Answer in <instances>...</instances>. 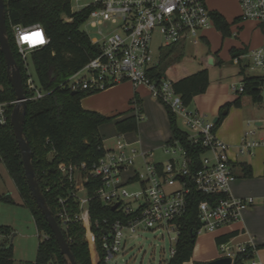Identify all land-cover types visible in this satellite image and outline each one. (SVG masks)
<instances>
[{"label":"built area","instance_id":"1","mask_svg":"<svg viewBox=\"0 0 264 264\" xmlns=\"http://www.w3.org/2000/svg\"><path fill=\"white\" fill-rule=\"evenodd\" d=\"M237 2L240 9L238 21L255 23L262 34L260 44L249 49L248 55L249 69L259 71L256 76L258 105L264 112V0ZM87 9L89 13L82 26L89 31H82L94 47L95 56L59 84V88L95 94L123 83L134 89L146 87L151 98L167 105L176 116L184 119L188 129L184 131L187 141L200 150L199 164L195 166L188 151L177 139H172L163 145L164 155L170 156L168 161L153 163L147 158L151 155L136 150L124 140L123 134H118L112 147L102 146L103 155L90 170H86L84 164L79 168L59 164V172L74 185L72 197L79 209L76 221L84 228L90 252L95 249V235L88 213L91 199L110 208L117 204L114 211L121 216L111 222L103 221L105 230L100 240L106 264L125 249V231L134 234L160 226L168 234L175 235L170 239L175 245L179 233L176 221L185 215L192 190L206 198L197 205V235L200 232L214 233L237 221L241 211L253 201L235 198L230 192L235 180L232 147L217 137L213 120L182 105L172 90L174 81L162 76L156 82L148 76V71L158 65L151 51L155 36L162 41L158 49L176 48L184 53L188 42L203 40L202 33L214 28L211 17L214 11L207 9L206 0H90L80 11ZM36 33L40 34L38 39ZM12 35L24 66L25 89L32 94L30 98L25 96L26 101L41 99L47 93L40 90L35 77L29 73L27 55L46 47L49 39L37 24L28 27L14 25ZM40 39L43 43L39 42ZM232 91L238 96L243 91V84L233 87ZM136 116L141 119L140 114ZM8 122L7 104L0 103V127ZM247 125L252 129L243 133L235 150L241 157L252 156L257 148L264 147V135L255 138L257 131L264 129V119L248 121ZM89 179L100 181V187L92 197L86 195L84 187ZM135 185L138 190H126L127 186ZM59 202L63 204L64 201ZM57 217L66 227L69 220L65 211H59ZM217 246L220 258H229L231 264L238 254H245L250 264H259L253 261L255 249L251 243L234 246L220 243ZM173 254L174 247L170 250V257Z\"/></svg>","mask_w":264,"mask_h":264},{"label":"trees","instance_id":"2","mask_svg":"<svg viewBox=\"0 0 264 264\" xmlns=\"http://www.w3.org/2000/svg\"><path fill=\"white\" fill-rule=\"evenodd\" d=\"M3 1L6 36L19 68L24 94L27 98L32 97V94L25 89L26 75L23 62L14 43L12 27L14 25L28 27L37 24L44 30L49 39L46 47L30 54L35 80L40 90L47 94L41 99L27 101L23 131L31 149V164L39 190L49 211L61 228L75 262L77 264H92L84 228L76 221L79 209L72 197L74 185L69 183L58 170L59 164L77 168L84 164L86 170H90L103 155V144L98 133V127L111 119L81 107L80 101L91 94L86 92L73 93L59 88V84L95 56L94 47L90 45L87 35L81 29L87 19L89 9L73 13L70 0ZM211 17L214 29L220 32L222 37H229L230 27L225 18L217 12H212ZM64 18L71 19V21L66 22ZM229 53L231 59H236L240 67L239 74L242 76L243 91L238 94L234 101L224 104L219 109L218 120L214 125L215 130L219 128L231 108L241 107V97L248 96L254 103H259L260 100L258 78L246 75V66L242 64L245 52L230 49ZM182 55L183 53L176 48L168 49L160 63L148 71L149 78L158 82L164 76V64L176 62ZM160 64L163 65L160 66ZM221 64L222 61L215 59V65L220 66ZM208 85V72L206 69H200L191 75L174 81L172 90L174 94L179 96L182 105L189 108L193 98L204 94ZM15 100V93L7 77L5 60L0 51V103L7 104L9 117L7 125L0 127V162L13 181L22 200V205L30 211L38 233L35 261L24 264H67L41 210L37 207L30 193L24 175L20 150L10 125V114ZM162 106L171 133L167 143L172 139H177L188 151L192 163L198 166L200 150L187 141L186 133L178 127L176 114L167 105L162 104ZM137 114L141 115V111L138 110ZM139 120L141 119L136 115H131L117 121L115 123L117 133L125 134L137 131ZM241 171V176L244 178H250L252 175L251 169L245 165L241 166ZM84 187L86 195L92 197L100 187V181L89 179L84 183ZM0 200L11 201L8 195L1 196ZM59 200H63V204H60ZM204 200H206L205 197L192 190L188 197L185 215L176 221L179 226V233L174 245V254L166 264L190 262L199 227L197 205ZM62 210L65 211L69 220L66 227L61 224L57 217L58 212ZM88 213L91 230L95 235L96 264H106L100 240L105 230L103 221L111 222L121 218V216L95 199L89 201ZM7 234L8 230L0 226V236L6 238ZM41 235H44L46 239L42 240ZM231 236L217 237L215 242L217 245L225 243ZM246 261L245 254H238L233 264H245ZM0 264H13L12 246L6 242V239L0 241Z\"/></svg>","mask_w":264,"mask_h":264},{"label":"rangeland","instance_id":"3","mask_svg":"<svg viewBox=\"0 0 264 264\" xmlns=\"http://www.w3.org/2000/svg\"><path fill=\"white\" fill-rule=\"evenodd\" d=\"M89 2L90 0H70L71 11L77 13ZM206 7L208 10L217 12L226 19L230 27V36L222 37L220 32L212 28L202 33L205 41L192 40L188 42L184 47L183 55L180 56L178 61L166 65L164 64V77L167 80L176 81L197 72L202 68V61L206 58V54H211L212 52H217L223 62L220 66L215 65L214 68L209 69L210 77L218 79L219 69L224 71L222 72V76L225 77V75H228V73H231L236 68L234 64L230 63L229 50L232 47L241 49L246 45H250V41L252 44L257 41L261 42L262 34L260 36L252 32L253 24L238 21L240 9L237 0H206ZM81 29L89 31V29L84 26H82ZM161 44L162 41L158 36H155L151 43V51L155 60L158 61V64L168 52L167 48L158 49ZM244 61H246V58H243V62ZM27 62L29 73L32 77H35L34 68L30 61V54L27 55ZM162 65L163 64H160V66ZM243 66H246L245 62ZM245 73L253 77L259 75L258 70H251L249 67L245 69ZM236 79L237 78H233L231 83L236 81ZM235 85L239 87L240 83L236 82ZM116 87H118V85L114 86V88ZM106 91L91 94V96H99ZM176 117L179 129L188 131L184 119L180 115ZM156 118L158 119V124L160 120L162 122L164 121L162 116H156ZM207 118L212 120V117L209 115ZM115 119L116 117H112L110 121L102 125L100 132L104 133L103 137L116 135L113 123ZM256 119H264V112L258 103L252 102L251 98L248 96H243L241 97V107L233 108L229 119L225 122L227 124H225L226 126L224 127L228 128L229 132L236 136L239 133L241 134L242 132L244 133L252 129L251 125L248 127L247 122ZM144 121H147V118L144 116L143 120L138 121V133L141 135L140 137L142 140H150V137H146L147 134L145 136L142 135L141 128L139 129V124ZM154 121L155 120H153L152 123ZM261 135H264V129L257 131L255 138ZM136 137L137 132H130L125 135V138L129 141L135 140ZM163 145L160 146L151 159L153 163H165L170 158V156L164 155ZM249 160L250 159H248V161ZM253 162V159H251L250 163ZM126 190L128 192L136 191L138 190V186H127ZM4 195H8L11 201L7 202L0 200V226L8 230L6 238L0 236V241L6 239V242L11 244L13 264L33 263L36 258L38 233L30 211L22 205V200L13 181L8 175L4 165L0 162V197ZM80 196H84V194ZM123 234L125 249L116 254L109 264H166L169 260L170 250L174 247V242L170 239H173L175 235L168 234L166 229L156 226L153 229L137 231L134 234H130L128 231H125ZM202 237L203 232H200L196 237V244L202 241ZM41 239H43L42 235ZM93 250V252H90L92 264H96V253L94 248ZM245 264H249L248 261H246Z\"/></svg>","mask_w":264,"mask_h":264},{"label":"crops","instance_id":"4","mask_svg":"<svg viewBox=\"0 0 264 264\" xmlns=\"http://www.w3.org/2000/svg\"><path fill=\"white\" fill-rule=\"evenodd\" d=\"M248 23L253 24L252 32L261 36L259 27L253 22ZM202 41H205V39ZM259 44L260 41L253 44L250 41V45H246L244 48L237 49L232 47L231 49L245 52L243 58H246L244 62L247 68L250 63L248 55L249 49ZM243 58L242 64H244ZM209 59L212 61L211 64H209ZM215 59L223 62L217 52L206 54V58L202 61V68L200 69L207 70L209 85L204 94L193 98L192 105L189 107L190 110L197 111L205 116H211L212 120L217 117L219 109L224 104L234 101L237 97L232 91V88L236 87V82L242 83V76L239 74L240 67L237 64V60L231 59V56L230 63L235 65V70L223 77L222 72L224 71L219 69L218 79L211 78L209 69L215 67ZM233 78L237 79L231 83ZM116 88L113 87L112 89H108L99 96L92 97L89 95L80 101V105L84 110L96 112L104 117H116L113 122L114 127L117 121L131 115H136L137 111L140 110L141 120H143L144 116L147 118V121L139 124V129L141 128V134L144 136L147 134L146 137H150V140L141 139V135L138 133V125L137 131H135L137 132L135 140H127L125 138L126 133L123 134V138L136 150L151 155L147 158L152 162L151 159L155 152L161 145L165 144L171 136L165 110L160 103H157V101L151 98L146 87L140 86L134 89L130 84L123 83ZM135 95L136 98H134ZM232 110L233 108L230 109L227 114L228 116L224 118L221 125L216 130V135L221 141L232 147L231 157L235 160V180L230 186L231 194L239 199H252L253 203L242 210L239 219L229 226L219 229L214 233H203L202 241H200L199 244L195 242L190 262L186 264L207 263L219 259L220 254L215 239L228 235H232L230 239L225 242L229 245L234 246L236 244L251 243L255 249L253 261L264 264V147L257 148L252 156L241 157L236 155V146L241 142L243 132L234 136V134L229 132L228 128L224 127L226 126L225 124H227L225 122L229 119ZM156 116H162L164 121L162 122L160 120L158 124ZM152 119L155 120V123H152ZM101 127L102 125L98 127V133L102 139V144L105 148H110L113 146L115 137L119 133H117L115 128L116 135L103 137L104 133L100 132ZM248 159H253L254 162L250 163ZM243 165L251 169L252 175L250 178L241 176V166ZM248 263L250 264V262Z\"/></svg>","mask_w":264,"mask_h":264},{"label":"water","instance_id":"5","mask_svg":"<svg viewBox=\"0 0 264 264\" xmlns=\"http://www.w3.org/2000/svg\"><path fill=\"white\" fill-rule=\"evenodd\" d=\"M0 51L3 54L5 60L8 80L16 96V100L10 114V125L12 127L15 140L18 144V148L20 150L24 175L30 193L33 199L35 200L37 207L41 210L53 234V237L58 245L60 253L64 257L65 261L67 262V264H77L70 251L69 245L64 238L60 226L58 225L54 216L52 215L47 205L45 204V200L43 198L42 193L39 190L38 183L35 179L34 170L31 164L32 153L23 131V123L26 114L27 101L24 94L21 74L17 66V63L15 62L14 56L12 54L6 36L5 8H4L3 0H0ZM211 63L212 61L211 59H209V64ZM217 120L218 117H215L213 119V123L216 124ZM116 208H117V204L113 205L111 207V210L114 211ZM193 264H231V260L229 258H219L207 263H193Z\"/></svg>","mask_w":264,"mask_h":264},{"label":"snow or ice","instance_id":"6","mask_svg":"<svg viewBox=\"0 0 264 264\" xmlns=\"http://www.w3.org/2000/svg\"><path fill=\"white\" fill-rule=\"evenodd\" d=\"M39 36H40V34H38ZM25 39H28V38H25ZM40 43H43V40L42 39H40V41H39Z\"/></svg>","mask_w":264,"mask_h":264},{"label":"clouds","instance_id":"7","mask_svg":"<svg viewBox=\"0 0 264 264\" xmlns=\"http://www.w3.org/2000/svg\"><path fill=\"white\" fill-rule=\"evenodd\" d=\"M38 34H39V33H36V34H35V36H36L37 39L39 38V35H38Z\"/></svg>","mask_w":264,"mask_h":264}]
</instances>
